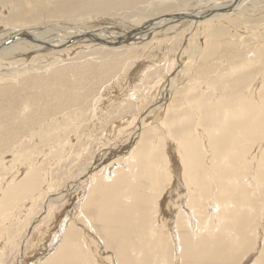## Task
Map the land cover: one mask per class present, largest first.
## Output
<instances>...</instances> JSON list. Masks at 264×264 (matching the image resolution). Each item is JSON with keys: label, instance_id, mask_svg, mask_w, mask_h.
Returning a JSON list of instances; mask_svg holds the SVG:
<instances>
[{"label": "bare ground", "instance_id": "obj_1", "mask_svg": "<svg viewBox=\"0 0 264 264\" xmlns=\"http://www.w3.org/2000/svg\"><path fill=\"white\" fill-rule=\"evenodd\" d=\"M134 1L135 0H0V20L3 22V24L0 22V70H11L10 72L5 71L6 73L0 72V82L15 81L14 83H16L18 81L20 82L22 77L23 80L30 78L33 76L32 74H39L40 76L37 77L42 78L47 70L50 71L54 69L52 66L57 62L49 64V61L53 58L59 59L58 62H60L62 56L67 57L75 55L74 58L80 60L91 55V50L89 51L88 49H91L92 47L101 45L102 47H108L107 45H110L111 47L114 46L116 48L119 47L117 44L121 46L124 43H138L139 41L145 40L146 36H149L151 33L157 36L164 27L170 28L180 23H184L182 25L188 24V27L183 28L182 30L185 33H188L192 31L191 29L194 25L198 24L200 21H205L212 16H225L232 12L236 14L240 13L242 15V13L246 11H249L250 14H260L263 8L262 5L264 4V0L214 1L203 10L192 11L191 9H179L151 21L148 20L149 22L145 21V23L140 27H137V29H131L132 31L120 29L121 32H117L111 27H107L108 29L100 28L98 30L96 27L94 28L92 24H88L90 21L82 23L80 20V23H78L70 20H47V15H55V13L80 16L89 11L99 12L110 8L118 9L120 7H128L129 5H132ZM151 3L149 2V4ZM164 3L166 5V2ZM200 3L195 2V4L193 3L191 6H197L200 5ZM249 5H251V7H249ZM205 22L207 23L208 21ZM111 29L113 31H110ZM210 53L211 52H209V55ZM256 63L254 62V65ZM247 64H242V67H247ZM144 65L141 69L139 68L141 74L146 71L147 66L144 67ZM232 68L235 69V66ZM134 73L136 72L134 71ZM136 75L137 74L133 76ZM254 75L256 76L255 73ZM47 76V78L45 76V81L43 82H46L47 87L49 85L48 83L53 84V86L65 85L68 79L69 82H71L70 80L72 79L74 83L71 87L75 91H78L81 88L80 86L84 85L88 80L86 76L83 78L82 71L79 72L78 68L72 70L71 73H67L63 70L54 71L51 72V74H47ZM137 77L138 76H136V78L134 77L135 79H132L135 81L137 80ZM180 79L182 78H177V80ZM29 80L27 79L26 81ZM204 83H206V81ZM29 84L26 88H29ZM238 84L237 86H239ZM37 85L40 86V84ZM263 85L264 82L259 86L264 88ZM84 86H86V84ZM61 87L64 88L63 86ZM31 88H34V90L37 89L36 86H31ZM40 88L41 87H39V89ZM170 89L171 88H169V90ZM195 89H197L196 84L188 87L185 91V96ZM203 89L204 88H202V90ZM215 89H217V87ZM259 89L260 88H258V90ZM233 90L235 89H232V91ZM48 92L45 93V95H47ZM171 92L172 90H170L168 94H171ZM254 92L255 94H247V97L239 92L236 94V97L234 96L232 98L226 94L221 96L218 95L219 97L217 100H213L214 98H212L208 103L205 101V103L202 102L201 98L198 100V104L194 103L195 101L192 103L189 101L190 104H188V106L190 111L184 112V110H181L183 114H179L181 117L178 119L174 118V122L176 124H178V122L181 124L184 123V125L187 123L188 126V123L190 124V119H192L193 125L195 126V124H197L196 127H194V129L192 127L190 132L183 135L181 133L180 136L175 135L171 131L169 132V135H167V129V132H165L167 139L164 134L165 137L163 138L159 137L160 134L153 139H144L143 136L140 138V132L138 131L146 122L148 113L152 112L153 109L157 107L151 105L144 112V115L139 120L137 119L138 121L135 124H137L138 134L133 136L134 138L130 143L128 142L129 144L125 148L121 149L119 147L120 150L117 151L109 149L99 156L95 162V168L91 171L92 174L84 179V181H87L85 184L87 186L83 185V187H85L84 189L81 187L84 191H81V188L78 190V192L81 191L80 194L82 195V200L80 202H83L82 204H77V206L79 205L77 208L80 209L79 207H81L82 210L89 213V215H83L84 212L82 211V215L86 217L85 224L90 226L92 230L96 231V233L100 234L99 237H103L104 242L107 245L106 248L108 247L114 250L113 254H115V260H117L119 264H173L175 261V259L173 261L174 247L177 251H174L175 254L177 253L179 258H181V264H264V200H262L263 203H261V206L259 205L260 207L258 206V209L256 208L257 205L255 206L256 200L260 202L257 198L260 197L261 199V196L264 195V96L258 95L257 91ZM262 93L260 94L262 95ZM56 94L57 93H55L54 97L59 100L58 105L61 102L65 103L62 99L63 96L61 94ZM206 94L209 95L208 92ZM29 96H31V94H29ZM32 96L33 98L36 97H34V95ZM103 96L105 95H99V98L96 99L95 102L100 103ZM20 98H22V96ZM68 98L70 100V97H67V99ZM77 98H79V95ZM203 98L205 99V96ZM164 99H166L165 96L163 100ZM82 100L80 98L81 102ZM72 101L74 103V100ZM183 101L182 103H184ZM11 102H14V100ZM95 102L94 105L96 104ZM15 103H13V105H15ZM23 104L27 103L24 102ZM32 104L33 102L31 105ZM76 104L77 103H75V106ZM39 105L41 106V104ZM66 106L68 105H65V107ZM161 106H163V103L158 106L160 107L159 109H161ZM21 107L22 106H20V108ZM178 108L175 110L178 111ZM56 109L53 112H56L59 108ZM41 110L39 109V111ZM95 110L96 108H94V111ZM69 112L70 111L67 113ZM19 113L20 111L18 114ZM174 115L176 116L175 113ZM30 116L31 114L29 115V118L31 119L33 116ZM57 116L59 117V114ZM66 116L67 115H65V117ZM29 118L27 117L26 120L22 122H26ZM21 119L23 118L21 117ZM9 120H14V118ZM160 121L161 117L158 115L155 118L154 123L157 125H164V120ZM36 122L38 123V121ZM42 123L44 124V122ZM48 123L51 124L49 121ZM79 124L81 125V123ZM26 125L29 127L28 123ZM37 125H39V123ZM48 127L49 126H47V128ZM14 128L16 129V127ZM25 128L26 127H23V130ZM45 128L39 129V134H41L42 139L49 135L50 130ZM116 128L117 127H115V129ZM9 129L12 130L13 128ZM17 129L21 131L20 128ZM11 130L7 129V131ZM14 132L16 131L14 130ZM25 132L27 133V131ZM5 134L9 133L4 132L3 130L0 131V140L2 139V141H4L3 139H6V136L4 137ZM30 134L33 135V131L32 133L30 131ZM72 134L74 137V132ZM70 137L69 139L71 141L72 137ZM165 139L171 142L167 151V153H170H168L169 155L165 152L166 148L163 149ZM6 140L9 141L10 139ZM70 141L69 143H71ZM53 147H50L49 149L46 148L48 155L57 153V148L55 149ZM69 148L70 147L66 148L65 151ZM162 149V154H160ZM27 150H25V152ZM25 152H23V154ZM13 153L15 152H12V154ZM28 153H26V155ZM60 153L62 154V152ZM119 153L121 155H119ZM114 155L122 157L121 159L119 158L120 160L118 161L115 157V161L112 160ZM18 157H21V154L20 156L13 154V160ZM62 158H66V155H63ZM14 161H12L13 164ZM29 162L30 161H28V164L24 163L27 167L24 170L22 169V173L24 174L25 172V174L20 179V176L18 178L15 176H12L14 178H11L9 176L11 179L9 182L5 181L7 182L5 184H2L4 183L1 181L2 179L0 180V227L18 219V217L15 218V216H13V211L15 209L13 207L18 205L23 199L28 198L34 203V201L39 200L42 196L46 197L48 194V189L45 190L44 188L45 183L47 182V171L45 169L43 172V168L40 166L43 162L40 163L39 160L38 163L37 159H32V161ZM97 168H99V171H103V173L98 174L100 173L99 171L98 173H93ZM18 173L20 174V168L18 169ZM48 175L51 176V174ZM98 175H100L99 178ZM166 183L168 184L167 187ZM66 188V192H71L72 189L70 188V185ZM54 199L55 196L49 197L45 205L48 206L53 203ZM90 201L91 203L89 204ZM74 208H76L75 205ZM76 214V212H73L70 217L67 215L69 217L68 219L72 220L76 218L74 217ZM39 215L41 216V214ZM79 216L81 215L79 214ZM71 220L69 226L64 231L63 238L60 236L62 241L59 240L60 244L57 245L58 247L55 249L53 248L54 251L52 253H50L52 247H49L51 249L47 250L50 252L43 255V257H39V259L36 260V264H100L101 262L103 264H109L110 261L103 262V259H95L94 254L96 251L92 247H94L93 244H96V241L91 239L95 234L91 238V235L89 234L90 236L87 239V243L83 244L80 235L83 236L81 232H84V230L81 231L82 229H79L81 232L78 233V228L74 226L76 224L75 219ZM36 222V218L31 220L32 225ZM58 227L60 226L58 225ZM44 246L40 247L38 250L35 249L34 252H39L42 248L46 251ZM106 248L104 250H106Z\"/></svg>", "mask_w": 264, "mask_h": 264}, {"label": "rangeland", "instance_id": "obj_2", "mask_svg": "<svg viewBox=\"0 0 264 264\" xmlns=\"http://www.w3.org/2000/svg\"><path fill=\"white\" fill-rule=\"evenodd\" d=\"M163 1L166 2V5ZM214 1L219 2L221 0H162V1L161 0H135L132 5H129L128 7H120L121 9L120 8L118 9L110 8V9H106V10L99 11V12L89 11L80 16L74 15V14H69V15L64 14L63 15V13H55V15H47V20H52V19H57L58 21H69L70 20V21L78 22V23H80V20L82 23H85L86 21L87 22L90 21L88 22V24L89 23L92 24V26H94V28L96 27V29L98 30L100 28L108 29L107 27H111L113 30H116L117 32H121L120 29L132 31L135 28L137 29V27H140L142 24H144L145 21H148V20L151 21L153 19L162 17L165 14L174 12L179 9H191L192 11H200V10H203L206 6H208ZM149 2L150 3L152 2V3L149 4ZM195 2L196 3L201 2V3L200 5H197V6H193V5L191 6V4L193 3L195 4ZM158 5H161V6H158ZM262 6L263 8H262L261 13L260 14L257 13L256 15L250 14L249 11H246V12H243L242 15L240 13L236 14L232 12V13H229V15H225V16L216 15L206 20L204 18L205 21H208L207 23L205 21H200L198 24L194 25V27L191 29L192 31L188 33H185L182 30L183 28L188 27V24L182 25L184 23H180L181 25L178 24L170 28L164 27V29H162L158 33L157 36L151 33L149 36H146L145 40L139 41L138 43H134V44L124 43L121 46L117 44V46L119 47H116V48L114 46L111 47L110 45H107L108 47H102V45L92 47L91 49H88L89 51L91 50L90 51L91 55L83 59H80V60L75 59L74 58L75 55H71L67 57L62 56L61 58L62 60L60 62H58L59 59L53 58L52 60L49 61V64L53 62H57L55 65L52 66L54 68L53 70H50V71L47 70L44 73L42 78L37 77V76H40L39 74L37 75L32 74L34 77L31 76L30 78H27L28 80L29 79L32 80L35 78L34 80H32L35 83L32 82L31 80L26 81L27 79H24L26 81L25 82L23 80V77L20 79V82L18 81L16 83H14L15 81L14 82L1 81L0 82V119H1L0 120V131L3 130L4 132L9 133L11 135L9 134L4 135V137L6 136V139H10L9 141H7L6 139H3L4 141H2V139L0 140V153L3 154L5 152L3 155L0 154V157H1L0 163L4 161L2 164H0L1 166L0 180L2 179L1 181L4 182L2 184H5L9 182L11 178H14L12 176H15L16 178L20 176L19 177L20 179L25 174V172L24 174L22 173L23 172L22 169L24 170L27 167L25 164H28V161L31 162L32 159L34 160L37 159L38 163H39V160H40V163L43 162L40 165L43 168V172L45 169L47 171V175H46L47 182L45 183L44 188L45 190L48 189V194L46 197L42 196L43 198L41 197L39 200L34 201V203L33 201L31 202L30 199L25 198L18 205L13 207L15 208L13 211V216H15V218L18 217V219L14 220L13 222L8 223L5 226L2 224L3 226L0 227V264H21V262L22 264H36V260H38L39 257H43V255H46L48 252H50L48 251L51 249L49 247H52V251L50 252L52 253L54 249L58 247L57 245L60 244L59 242L62 241L64 231L70 224L69 222L71 219H68V218L70 217V215L73 214V212H76L78 214V216L77 214L74 216L76 217L74 218L75 223L79 225V226L76 224L74 225L76 228H78V233L84 230V232H81V233L83 236L85 235L87 236V237L86 236L83 237L80 235L81 242L83 241L82 243L86 244L88 237L91 235L90 236L91 238L95 234L91 238L96 241V244H93L94 247H92L96 251L94 254L95 259L96 260L103 259L104 260L103 262L110 261L111 263L109 262V264H119L117 260H115L116 259L115 254H113L114 250L112 248H108V247L106 248L107 245L105 244L103 237L102 236L99 237L100 234L96 233V231L92 230L90 226H87L85 224L86 217H84L83 215L85 214L89 215V213L87 211L85 212L84 210H82L81 207H79L80 209L77 208L79 206V205L77 206V204L79 203L82 204L83 202V201L80 202L82 200V195L80 194V192L84 191L83 189L85 188L83 187V185L87 186L85 185L87 181L86 180L84 181V179H86L90 174H92L91 171L95 168V162L97 161L100 155H102L105 151L109 149H113L114 151L115 150L117 151V150H120V148L121 149L125 148L132 141V139L134 138L133 136L138 134V132H140V138L143 136L144 139H147V138L153 139L155 136L158 137V134H160L159 136L160 138H163L166 136L165 132H167L166 131L167 129H168L167 135H169L170 131L178 136H180L181 133L183 135L187 132H190V130H192V127L194 129V127H196L197 125V124H195V126L193 125L192 119H190V124L188 123V126H187V123H185V125L184 123H182L183 124L182 125L180 122H178V124L174 122V118L178 119L183 114L181 110L182 111L184 110V112L190 111L189 106H188V104H190L189 101H191V103L195 101L194 103L198 104V100L201 98L202 102L205 101L208 103V101H210V99L212 98H214L213 100H217L219 97L218 95L221 96V95L226 94L227 96L232 98L234 96L236 97V94L238 92L240 94H244L245 97H247V94L249 93L255 94L254 91H257L258 95L264 96L263 95L264 93H262L264 92V88L259 86V85H262L264 82V75H262L264 74V60H263L264 58V4ZM157 7H160V8H157ZM249 7H251V5H249ZM1 23L3 24V22ZM242 28H244L245 30ZM112 29L110 31H113ZM209 47L211 49L213 48L214 50L213 49L211 50ZM209 52H211L210 55H209ZM248 60L250 63L248 62ZM254 62L255 63L258 62V63L254 65ZM242 64H247L248 68L242 67ZM143 65L144 67L147 66L146 71H145L146 73L142 72L143 74H141L140 69L142 68ZM232 65L235 66V69L232 68L233 67ZM77 68L79 72L82 71L83 78L85 76L86 78H88V80L85 83L86 86H84L85 84L80 86L81 90L79 89L78 91H75L72 89L71 86L74 83L72 79L70 80L71 82H69V79L67 80L69 84L66 81V84L64 83L65 85H61L64 88H62L59 85H58L59 87L56 85L53 86V84L51 83H48L49 85L50 84L51 85L50 86L48 85L47 87L46 82L43 83L45 81V76L47 78L48 77L47 74L49 73L51 74V72L63 70V71H66L67 73H71L72 70H76ZM5 71L10 72L11 70L10 71L0 70V72H5ZM134 71L136 73H134ZM209 72H210V75H209ZM254 73L256 74V76L254 75ZM131 74H132V77H131ZM135 74H137L136 76L138 77H137V80L134 81L133 79H135L136 76H133V75ZM178 77L182 79L177 80ZM209 79L210 80L212 79V80L210 81ZM36 80L38 81V83ZM205 81L206 83H204ZM212 81L214 83V86H213ZM27 83L29 84V88H26L28 85ZM37 84H40V86ZM193 84H196L197 89L191 91L187 96H185L186 94L185 91L187 90L188 87H191ZM215 84L216 85L219 84V85L216 86ZM237 84L240 86V88L239 86H237ZM31 86L32 87L36 86L37 89L35 88L36 90H34V88H31ZM39 87L41 88L39 89ZM216 87L218 90L215 89ZM236 87L239 88L240 90L237 89ZM169 88H171L170 90H172L171 94H168L170 91ZM202 88L204 89L202 90ZM258 88L260 89L258 90ZM232 89H235V90L232 91ZM46 90L47 92L49 91L47 95H45V93H47ZM37 91H39L40 93ZM207 92L209 93V95L206 94ZM38 93L40 94V96ZM55 93H57L58 95L61 94L63 96V97L61 96L63 99V102H65L66 104L61 102L62 105L63 104L64 105L62 106L61 103L58 105L59 100L56 99V97H54ZM260 93H262V95ZM29 94H31V96H29ZM101 94L105 96L101 98L102 101H100V103L99 102L96 103L95 102L96 99H98L99 95ZM211 94H214V95H211ZM32 95L36 97L33 98ZM65 95L67 97H70V100L69 98L67 99ZM78 95H79V98H77ZM21 96L22 98H20ZM164 96L166 97V99L163 100ZM204 96H205V99L203 98ZM80 98L81 100L83 99L84 101L82 100L81 102ZM39 99H40V102H39ZM65 99H67L68 101ZM71 99L74 100V103ZM12 100H14V102H11ZM182 101L184 103H182ZM24 102L27 103L28 106L27 104H23ZM30 102L31 103L33 102L34 105L33 104L31 105ZM94 102L96 103L95 105H94ZM13 103H15V105H13ZM46 103L48 106L46 105ZM75 103H77L76 106H75ZM162 103H163V106H161V109H159L160 107L158 106L161 105ZM39 104H41V106ZM56 104L58 107L56 106ZM65 105H68L69 107L68 106L65 107ZM151 105L157 106V107L153 109L152 112L148 113L146 122L143 124V126H141L140 130L137 132L138 130L136 126L137 124L135 123L144 115V112ZM20 106L22 107L20 108ZM14 107H17V108H14ZM45 107L48 109H46ZM35 108L37 111L35 110ZM56 108L57 109L59 108V109L57 110ZM94 108H96L95 111H94ZM177 108H178V111L175 110ZM39 109L41 111H39ZM55 109L58 112L57 111L53 112L55 111ZM19 111L20 113L18 114ZM24 111H25V114H24ZM45 111L47 114L45 113ZM68 111L70 112L67 113ZM60 112L61 114L63 113L62 115L65 114L67 116L65 117L64 115L63 117H61L62 115L60 114ZM29 113L31 114V116H33V117L30 116L31 119L29 118V115H30ZM40 113L42 114V116ZM174 113L176 114V116L174 115ZM58 114H59V117L57 116ZM26 115L29 118V120L27 119L26 122H22L26 120L27 118ZM158 115H160L161 121L164 120L163 121L164 125H160V124L157 125L154 123V120ZM50 116H53V117H50ZM2 117L4 120L2 119ZM21 117L23 119H21ZM13 118L14 120H9ZM35 120L38 121L40 126L37 125L38 123ZM17 121L19 125L17 124ZM45 121L47 122L48 125L46 124ZM48 121L51 122V124L48 123ZM63 121H66V122H63ZM42 122H44V124ZM27 123L29 127H27L26 125ZM79 123H81V125ZM33 124L35 127L33 126ZM17 125L18 126L21 125V126L18 127ZM47 126L49 127L47 128ZM14 127H16V129ZM23 127H26V128L23 130ZM115 127L117 128L115 129ZM9 128H13V129L11 130ZM17 128H20L21 131ZM41 128L50 130L48 137H43V139L41 138V134H39V129ZM7 129L11 131H7ZM14 130L16 132H14ZM25 131H27V133ZM30 131L31 133L33 131V135L30 134ZM73 132H74L75 138L73 137V134H72ZM13 134H17V135H13ZM70 135L72 137L71 141L69 139ZM16 139H17V142H16ZM166 139H167V136H166ZM166 139L163 143L164 145L163 149L166 148L165 152L167 155H169L170 153L168 152L169 153L168 154L167 151L171 145L170 144L171 142ZM69 141L71 143H69ZM11 144L12 145L14 144L13 147ZM63 144L65 145V147ZM50 147H53L55 149L57 148L56 152L58 154L55 153L52 155L51 154L48 155L46 152V148L49 149ZM68 147L70 148L65 151V149ZM71 147H72V150H71ZM117 147L118 148L120 147V148L118 149ZM163 149L160 151V154H162ZM25 150H27L29 153L27 151L25 152ZM12 152H15L13 154L14 155L17 154L18 156H20L21 154V157L14 159L15 160L14 161ZM23 152L25 153L23 154ZM60 152H62V154ZM26 153H28L29 156L28 154L26 155ZM63 155H66V158H62ZM119 155L121 154L119 153ZM119 155L117 156L114 155L113 156L114 158L112 160H115V157L117 161L120 160L122 156H119ZM11 160L14 161V164ZM19 168H20V174L18 173ZM98 171H99V168L95 169L93 173L94 172L98 173ZM99 172L100 173L98 174L103 173V171H99ZM14 173L17 175H15ZM48 174H51V176ZM99 177L100 175H98V178ZM73 183H74V186H73ZM69 185L72 190L71 192L70 191L66 192V189H67L66 187H68ZM167 185L168 184L166 183V187ZM79 189L81 191L78 192ZM79 194L81 196V199H80ZM52 196H55L56 200L54 199L53 203L46 206L45 204L47 202V199ZM257 199L260 200V202L256 200L257 204L255 203V206L257 205L256 208L258 209L262 205L261 203H263L262 200H264V195L261 196V199L260 197H258ZM90 203L91 201L89 202V204ZM74 205L76 208H74ZM82 211L84 212L83 215H82ZM39 214H41V216ZM79 214L81 216H79ZM33 218H36L37 222L32 225L31 220ZM58 225L60 227H58ZM61 226H64V227H61ZM79 229L80 230L82 229V230L80 231ZM3 233L4 234L6 233V234L4 235ZM102 245L105 246L106 250H104L105 248ZM43 246H44V249H46V251L43 250L42 248L43 252L42 250H39V252L38 251L34 252L35 249L38 250L40 247H43ZM174 251L177 252L175 247L173 250V255H174L173 261L174 259L175 261L173 264H181L180 263L181 258H179L178 254L177 253L175 254ZM100 264H103V263L101 262Z\"/></svg>", "mask_w": 264, "mask_h": 264}]
</instances>
